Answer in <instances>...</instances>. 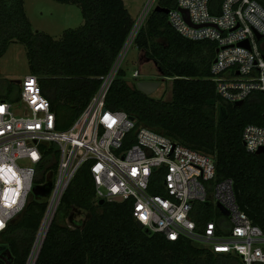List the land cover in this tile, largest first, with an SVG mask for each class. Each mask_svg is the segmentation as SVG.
I'll use <instances>...</instances> for the list:
<instances>
[{"label": "trees", "instance_id": "1", "mask_svg": "<svg viewBox=\"0 0 264 264\" xmlns=\"http://www.w3.org/2000/svg\"><path fill=\"white\" fill-rule=\"evenodd\" d=\"M78 5L84 24L64 32L61 40L35 32L27 18L25 0H0V59L13 43L26 48L31 74L56 115V128L68 131L89 106L105 77L127 45L135 27L124 0H53ZM263 7L264 1L257 0ZM175 0H161L171 9ZM134 44L156 63L163 77L172 79V99L147 96L130 86L120 68L106 98V108L124 111L160 134L213 158L217 181L232 179L240 197L264 232V154L247 152L242 133L246 125L264 126V96L254 93L242 106L221 100L211 79L216 45L192 41L177 33L168 15L153 11L137 33ZM17 101L20 86L9 84ZM226 118L219 121L220 108ZM37 167L35 184L51 181L60 150L55 143ZM162 172H156L151 193L162 195ZM91 165L81 167L65 192L48 230L36 264H241L236 257L215 255L193 242L168 241L147 233L134 219L131 201L99 205ZM46 198H32L25 211L0 235V264H27L47 211ZM199 225L212 220L205 205H198ZM73 211H85L83 223H64ZM220 214V212H219ZM221 215V214H220ZM222 216V215H221Z\"/></svg>", "mask_w": 264, "mask_h": 264}, {"label": "built area", "instance_id": "2", "mask_svg": "<svg viewBox=\"0 0 264 264\" xmlns=\"http://www.w3.org/2000/svg\"><path fill=\"white\" fill-rule=\"evenodd\" d=\"M160 1L153 0L145 13L160 6ZM175 1L168 14L171 27L186 39L217 47L210 72L219 98L235 105L245 104L254 93L264 96V7L257 0ZM182 11H187L188 20ZM126 47L66 132L57 130L51 103L32 74L19 84L17 101L0 100V235L35 198L37 167L46 152L43 146L55 143L60 150L58 169L54 176L47 174L53 189L27 264H34L65 192L87 163L97 202L131 201L134 219L168 241L186 239L215 255L236 257L241 264H264V232L241 209L234 181H217L212 157L138 125L124 111L106 108ZM139 76V71L134 72L133 77ZM242 139L247 152L264 150V126L246 125ZM159 171L163 193L154 195L151 186ZM201 204L222 206L229 214L218 209L226 224L212 219L199 225Z\"/></svg>", "mask_w": 264, "mask_h": 264}, {"label": "rangeland", "instance_id": "3", "mask_svg": "<svg viewBox=\"0 0 264 264\" xmlns=\"http://www.w3.org/2000/svg\"><path fill=\"white\" fill-rule=\"evenodd\" d=\"M152 1L124 0L125 7L134 20L135 26L144 15L146 17L142 26L145 24L148 15L157 6L153 5L148 14L145 13ZM24 8L33 30L45 33L55 40H61L65 31L78 29L84 24L81 8L78 5L61 4L53 0H25ZM148 58L144 51L142 52L137 48L134 41L129 42L120 66L126 74L125 80L130 86H134L138 81L161 82L160 88L152 96L159 100L170 101L172 99V79H163L154 61L146 62ZM136 71L140 72L138 78L133 77ZM29 74H31V71L25 46L21 43L11 44L5 55L0 59V97L5 95L16 97L18 95L16 92L8 90L9 84L22 81ZM208 210L212 219L226 224V218L219 214V210L215 206H210ZM88 218L89 214L85 211H73L71 218L70 216L67 217L64 223L70 226H73V223L84 224Z\"/></svg>", "mask_w": 264, "mask_h": 264}, {"label": "water", "instance_id": "4", "mask_svg": "<svg viewBox=\"0 0 264 264\" xmlns=\"http://www.w3.org/2000/svg\"><path fill=\"white\" fill-rule=\"evenodd\" d=\"M153 11H156V12H161V13H165L166 15L169 14L170 10L168 8H164V7H161V6H157L155 7V9ZM184 13V15L186 16L187 20H188V13L187 11H182ZM136 27V26H135ZM134 27V29H135ZM134 29L132 31V34L134 33ZM131 34V35H132ZM130 38V37H129ZM143 52V51H142ZM218 52V51H217ZM151 59H147V61L149 62ZM142 61L140 60V63ZM156 65V63H154ZM159 74L160 76L163 78V79H166L163 77V73L161 72V70L159 69ZM16 84H20L21 81H16L15 82ZM136 86H137V89L144 93L145 95L147 96H152L161 86V82H157V81H138L136 83ZM244 104V102H238L236 103L234 106H242ZM226 118V110L221 107L220 108V113H219V121H223L224 119ZM133 119V118H132ZM264 153V150L261 149L260 151L257 152V155H260V154H263ZM235 193H236V196H237V199H238V203L241 207V209L248 215V217L254 221L256 216L253 212H251L247 206L243 203L241 197H240V194H239V189L237 187V185H235ZM52 189H53V182L52 181H49L47 182L45 185H36L34 188H33V194H34V197L35 198H48L52 192ZM106 203L105 200H100L99 201V205L100 206H103L104 204ZM207 206H209V203L206 204ZM218 209L220 210V212L225 215V216H228V212L220 205H218ZM138 223V222H137ZM138 226L141 228V229H145L144 226L141 224V223H138ZM146 232L147 233H150L151 231L147 230L146 229ZM44 243V242H43ZM43 246V244H42ZM42 246L40 248V251L42 249ZM6 249V246H2L0 245V254L3 253ZM40 251L38 252V255L35 259V262L34 264H36L37 262V259H38V256L40 254ZM30 261V260H29Z\"/></svg>", "mask_w": 264, "mask_h": 264}, {"label": "flooded vegetation", "instance_id": "5", "mask_svg": "<svg viewBox=\"0 0 264 264\" xmlns=\"http://www.w3.org/2000/svg\"><path fill=\"white\" fill-rule=\"evenodd\" d=\"M150 61H151V60H150ZM150 61H149V62H150ZM146 62H148V61L146 60Z\"/></svg>", "mask_w": 264, "mask_h": 264}]
</instances>
